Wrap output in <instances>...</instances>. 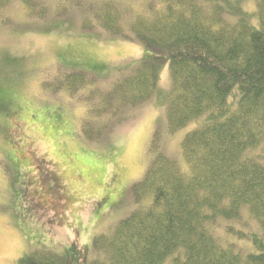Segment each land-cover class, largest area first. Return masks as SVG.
<instances>
[{
    "label": "trees",
    "instance_id": "1",
    "mask_svg": "<svg viewBox=\"0 0 264 264\" xmlns=\"http://www.w3.org/2000/svg\"><path fill=\"white\" fill-rule=\"evenodd\" d=\"M11 1L0 0V9ZM19 1L27 8L35 4ZM158 1L157 10L146 2L127 33L111 0L97 8L62 0L64 9L68 4L92 12L111 36L157 54L140 58L108 90L90 89L86 138L98 140L105 128V123L90 127L92 121L148 101L166 105L171 133L199 121L181 142L187 172L153 141L154 156L132 189L134 209L110 234L93 238L89 264H264V163L250 154L264 138V0H255L252 11L241 8L242 0ZM166 63L168 91L160 87ZM84 77L67 73L62 87L73 95L84 82L91 86ZM244 205L260 227L237 231L250 240L246 250L222 242L213 229L218 219L237 220ZM13 264L69 261L65 253L40 249L21 254Z\"/></svg>",
    "mask_w": 264,
    "mask_h": 264
},
{
    "label": "rangeland",
    "instance_id": "2",
    "mask_svg": "<svg viewBox=\"0 0 264 264\" xmlns=\"http://www.w3.org/2000/svg\"><path fill=\"white\" fill-rule=\"evenodd\" d=\"M33 1L29 8L13 0L0 9V264L40 249L65 253L69 264H89L93 238L110 234L134 209L132 189L154 156L153 141L187 172L181 142L199 121L171 133L166 105L148 101L92 121L90 127L105 123V128L98 140L86 138L90 89L108 90L140 58L157 54L111 36L92 12L68 4L64 9L62 0ZM103 1L83 0L94 8ZM111 1L127 33L133 16L148 5V0ZM254 1L242 0L240 6L252 11ZM151 5L161 7L158 0ZM72 72L85 74L91 86L84 82L67 93L61 83ZM160 87L171 88L167 63ZM250 154L264 163V138ZM240 213L237 220L218 219L214 233L224 243L251 249L237 231L260 227L247 206Z\"/></svg>",
    "mask_w": 264,
    "mask_h": 264
}]
</instances>
